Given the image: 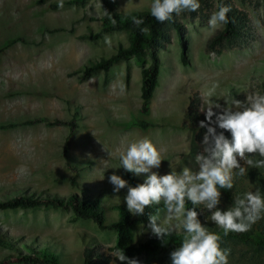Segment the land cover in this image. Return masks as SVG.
I'll use <instances>...</instances> for the list:
<instances>
[{"label":"rangeland","instance_id":"rangeland-1","mask_svg":"<svg viewBox=\"0 0 264 264\" xmlns=\"http://www.w3.org/2000/svg\"><path fill=\"white\" fill-rule=\"evenodd\" d=\"M216 1L198 0L200 8L197 11L184 10L177 14L183 29L181 41L170 29L168 42H161L155 49L159 60L157 84L149 113L141 116V66L131 58L113 64L105 75L97 72L81 79L79 74H70L91 60L107 58L119 44L127 46L123 32L106 33L97 40L79 39L80 35L94 34L100 28L99 0H83L79 6L63 4V8H50L61 0H0V48L9 40H21L0 52L3 67L0 126L20 124L0 128V200L15 195L42 199L48 196L65 198L71 193L98 196L105 206V219L109 223L116 218L115 210L110 207L125 203L123 198L127 192L122 189L115 194L108 182L113 173L125 179L116 149L143 137H148L163 150L161 167L157 170L161 175L170 171L179 173L185 167L198 170L195 157L203 150L206 131L199 124L205 120L204 110L209 102L223 108L225 101L232 98L244 101L246 95L254 93L264 81V2L229 0L244 15L245 31L231 44L225 41L207 49L206 41L223 25L209 27L208 22L216 12ZM152 2L115 0L114 10L120 13L150 11ZM105 37L110 43L105 42ZM182 53L185 65L180 61ZM33 63H37L35 71L31 68ZM125 67L129 74L127 83ZM42 71L50 73L48 81ZM17 84L22 88L14 91ZM190 99L198 101L194 112L200 118L195 125H190L187 118ZM35 119L44 121L21 125ZM137 119L152 126L146 130L122 126ZM69 123L74 127L70 128ZM15 140L22 148H19L18 158L14 152L1 155L4 145L15 143ZM64 147L65 158L62 157ZM240 163L247 174L252 167L244 160ZM232 175L233 181L244 176L238 169H234ZM138 176L146 178L145 174ZM71 177L74 186L70 185ZM247 190L253 192L249 187ZM222 202L221 195L220 209ZM199 205L198 219L208 227L211 213L205 204ZM165 213L166 210L159 212L157 223L168 227L164 223ZM71 218L69 207L0 210V237L11 244V247L0 245V259L7 255L14 257L16 251L25 252V246L44 247L57 255L60 264H82V250L89 248L94 253H102L106 264H118L113 255V231L98 229L89 220L72 221ZM178 223L171 222L172 225ZM173 231L184 232L182 227ZM151 233L148 226L135 227L133 246L138 249V244ZM243 250L238 248L241 253ZM238 251L235 250L232 259L228 258V264H235L237 260L249 262L247 256ZM133 259L144 264L139 249Z\"/></svg>","mask_w":264,"mask_h":264},{"label":"clouds","instance_id":"clouds-1","mask_svg":"<svg viewBox=\"0 0 264 264\" xmlns=\"http://www.w3.org/2000/svg\"><path fill=\"white\" fill-rule=\"evenodd\" d=\"M58 7L63 8L62 0ZM199 8L198 0H153L150 13L163 23L173 13L195 12ZM229 11V7L219 5L208 22L209 27L214 29L218 24H227ZM132 22L136 26L144 23L143 19L136 17ZM105 42L110 43L108 37H105ZM225 104L226 107L221 108L218 103L209 102L204 110L205 120L200 121L199 126L206 131L202 140L203 150L195 157L196 171L185 167L179 173L170 171L161 175L157 170L161 167L163 150L158 149L148 137L122 144L116 149L125 172L145 174L146 177L136 186H131L115 173L108 178L115 194L127 189L123 199L128 212L143 216L147 207L163 200L166 209L164 223L168 227L157 223L158 214L148 216V227L158 238L168 236L175 228L184 230L180 246L170 253L172 264H228L230 253L221 249V237L201 224L196 208H186V201L192 205L205 204L212 222L223 229L225 236L230 232H247L264 212V196L259 190L237 196L227 210L218 207L221 199L219 189L233 188V170L238 169L240 175L246 172L240 161H246L251 167L264 168V95L254 92L247 94L244 101L232 98ZM225 132L230 133V139ZM253 154H258L261 159L254 161L249 158ZM173 220L180 223L172 225ZM113 255L121 264H138L136 259H129L122 251Z\"/></svg>","mask_w":264,"mask_h":264},{"label":"trees","instance_id":"trees-1","mask_svg":"<svg viewBox=\"0 0 264 264\" xmlns=\"http://www.w3.org/2000/svg\"><path fill=\"white\" fill-rule=\"evenodd\" d=\"M83 0H68L63 4L79 6ZM264 2V0H262ZM102 15L99 18L101 23L100 28L94 34H83L79 39L97 40L102 35L110 32H123L127 46L123 47L120 44L114 49V52L107 58H100L99 60H91L87 65L82 66V69L73 71L70 74H79L81 79H85L93 72L101 71L106 74L108 69L119 61H126L129 58L139 66H141L139 98L140 107L139 114L147 116L149 113V104L152 98L153 90L157 84L159 61L156 56L155 49L159 48L161 42H168V30L172 29L178 41H181L182 27L176 13H173L171 18L163 23L158 22L147 10H135L129 13H120L114 10L115 0H99ZM59 5H53L50 8H55ZM224 5L230 8L227 13L229 22L222 25V29L213 34L206 41V48L213 49L221 43L228 41L231 44L241 34L243 29L245 17L236 10L229 0H217L215 11H218V6ZM193 12V11H191ZM143 19L144 23L136 26L132 22V18ZM115 20V23H113ZM52 32V31H51ZM20 41V39H12L5 43L0 48V52L5 48L11 46L13 43ZM226 43V42H225ZM147 60V61H146ZM180 61L185 65L184 54L180 56ZM128 68L125 67V83L128 82ZM264 95V81L254 91ZM198 105L196 99H190L187 105L188 123L195 125L200 115L194 112ZM215 119V118H214ZM43 122V119H35L32 121H25L21 125H30L37 122ZM57 122H55L56 124ZM20 124H7L0 126V128H12ZM135 126L140 130H146L152 125L142 119H137L131 123H125L123 127ZM69 127L74 125L69 123ZM217 131H221L217 129ZM225 135L230 139V133L225 132ZM195 140L197 135H195ZM65 147L62 150V157L65 158ZM261 157L257 154L253 160H259ZM119 168L124 178L131 186H136L143 183L144 179L138 175L127 173L122 168L119 162ZM250 169V168H249ZM244 176H238L236 181H233L232 189H219L222 195L221 210H227L232 206L234 199L237 196L242 197L244 193L249 192V187L253 192L259 190L264 196V168L252 167ZM70 185L74 186L75 181L73 177L70 178ZM38 206H50L51 208H65L69 207L72 214V221L89 220L98 229H108L114 232L115 240L113 250L115 252L122 251L129 259H133L138 251L143 253L144 264H166L171 262L170 253L178 248L183 240L184 232L177 233L171 231L168 236L158 238L153 232L143 242L134 247L132 244V230L137 226H148L149 215H157L160 211L166 210L164 202L153 204L145 209L143 216H134L128 212L126 204L120 203L113 205L110 208L115 210L116 218L109 223L105 219V206L100 203L98 196L77 195L71 193L67 197L48 196L44 199L32 195H15L0 200V210H27ZM199 204L192 205L191 202L186 201V208L195 207L198 211ZM209 232L218 234L221 237L220 247L224 250H229L228 258H233V253L239 249H244L241 255L247 256L249 262L238 261L235 264H264V212L261 213V218L251 225L247 232L236 233L230 232L224 235L223 229L216 225L212 220L210 225L206 227ZM211 228V230H209ZM0 245L4 247H11L8 240L0 237ZM25 252L16 251V255H7L0 259V264H60L58 257L49 248H34L26 247ZM241 256V257H242ZM107 259L102 253H94L93 249L83 248L82 250V264H106ZM118 264L121 262L118 260Z\"/></svg>","mask_w":264,"mask_h":264},{"label":"crops","instance_id":"crops-1","mask_svg":"<svg viewBox=\"0 0 264 264\" xmlns=\"http://www.w3.org/2000/svg\"><path fill=\"white\" fill-rule=\"evenodd\" d=\"M36 64L37 63H33L32 64V70L34 69V71H35V69H36ZM64 72V71H63ZM98 73H100L101 71H97ZM97 72H93V73H91L90 75H92V74H97ZM2 73H3V67L0 65V76L2 75ZM42 74H45V81H48V75H50V73L49 72H44V71H42L41 72ZM41 73L39 74V75H41ZM102 73V72H101ZM37 74V73H36ZM62 74V73H61ZM61 74H58V75H61ZM103 75H104V73H102ZM16 89H14V91H17V90H21V88L19 89V86H18V84H17V86L15 87ZM0 91H1V89H0ZM1 95V94H0ZM1 121V120H0ZM3 143V142H2ZM20 143H19V141H17V140H15V143H6L5 145H4V148L5 149H1V155H5V156H8L9 155V152H14V153H16V158H18V156L20 155L19 154V151L22 149L21 147H20V145H19ZM10 146V147H9ZM19 148H21V149H19Z\"/></svg>","mask_w":264,"mask_h":264}]
</instances>
